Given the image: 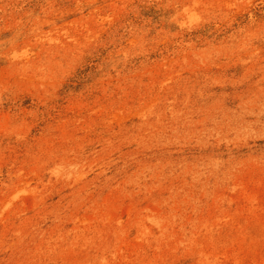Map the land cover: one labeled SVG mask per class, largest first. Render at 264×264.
<instances>
[{
    "label": "rangeland",
    "instance_id": "1",
    "mask_svg": "<svg viewBox=\"0 0 264 264\" xmlns=\"http://www.w3.org/2000/svg\"><path fill=\"white\" fill-rule=\"evenodd\" d=\"M0 264H264V0H0Z\"/></svg>",
    "mask_w": 264,
    "mask_h": 264
}]
</instances>
